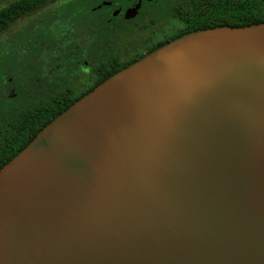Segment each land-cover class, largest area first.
<instances>
[{
	"label": "water",
	"instance_id": "1",
	"mask_svg": "<svg viewBox=\"0 0 264 264\" xmlns=\"http://www.w3.org/2000/svg\"><path fill=\"white\" fill-rule=\"evenodd\" d=\"M0 264H264V21L108 76L0 167Z\"/></svg>",
	"mask_w": 264,
	"mask_h": 264
},
{
	"label": "flooded vegetation",
	"instance_id": "2",
	"mask_svg": "<svg viewBox=\"0 0 264 264\" xmlns=\"http://www.w3.org/2000/svg\"><path fill=\"white\" fill-rule=\"evenodd\" d=\"M74 1L84 2L76 15L72 12L76 19L71 25H62L60 31L52 29V36L45 31L42 38L46 41H39V59H34L29 71V77H35L41 83L38 88H43L47 95L79 98L148 54L149 48L175 39L188 27V17L191 18L189 0H102L90 6L86 0H46L41 6L46 11ZM98 9L104 13L96 18L90 16ZM85 13L88 15L84 16ZM71 18L68 16L69 24Z\"/></svg>",
	"mask_w": 264,
	"mask_h": 264
},
{
	"label": "trees",
	"instance_id": "3",
	"mask_svg": "<svg viewBox=\"0 0 264 264\" xmlns=\"http://www.w3.org/2000/svg\"><path fill=\"white\" fill-rule=\"evenodd\" d=\"M45 1L0 0V33L17 19L25 18ZM189 3L191 5L187 8L191 12V18L188 17V27L176 38L216 25L237 26L264 21V0H189ZM161 44L163 43L149 48L147 53L160 47ZM116 70L118 68L112 72ZM4 73L0 71V167L45 123L75 100L46 95L37 103L27 102L24 96L22 98L20 89L17 92H21L19 98H16L13 96L16 92L12 91L14 84L9 82V74Z\"/></svg>",
	"mask_w": 264,
	"mask_h": 264
},
{
	"label": "rangeland",
	"instance_id": "4",
	"mask_svg": "<svg viewBox=\"0 0 264 264\" xmlns=\"http://www.w3.org/2000/svg\"><path fill=\"white\" fill-rule=\"evenodd\" d=\"M86 2L90 3V6L96 2L101 3L102 0H86ZM83 4L84 2L77 4V1L70 2L69 6L58 4L51 9H46V11V7L41 6L31 11L25 18L17 19L9 28L0 33V71L5 72L4 74H9V82L16 86L15 89H12V91L16 92L13 96L19 98V94L22 92V98L24 96L25 101L37 103L48 94L43 88H38L41 83L35 81V77H29V71L34 64V59H39V49L41 48L39 43L43 40L46 41L45 38H42L45 35V31H47L48 36H52V29L53 32L60 31L62 25H71L72 21L74 22L76 19L73 17L72 12L74 11L76 15V10ZM103 13V9H98L90 12V16L96 18ZM87 15L88 13L84 14V16ZM68 16H72L70 24ZM41 19L44 20V23H48L42 24L45 29L41 25ZM33 23H36V25L31 26ZM30 49L32 52H30ZM19 89L21 92L17 93Z\"/></svg>",
	"mask_w": 264,
	"mask_h": 264
}]
</instances>
